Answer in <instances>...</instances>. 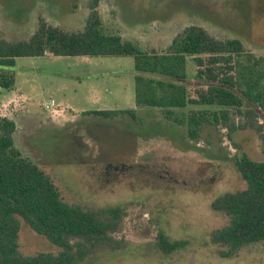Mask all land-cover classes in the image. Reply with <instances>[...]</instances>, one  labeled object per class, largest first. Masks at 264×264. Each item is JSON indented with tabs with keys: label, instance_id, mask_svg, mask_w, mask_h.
Instances as JSON below:
<instances>
[{
	"label": "rangeland",
	"instance_id": "rangeland-1",
	"mask_svg": "<svg viewBox=\"0 0 264 264\" xmlns=\"http://www.w3.org/2000/svg\"><path fill=\"white\" fill-rule=\"evenodd\" d=\"M94 14L150 51L163 52L196 25L264 54V0H0V37L28 40L41 21L83 31ZM12 71L15 87L2 90L0 106L22 98L10 116L17 148L51 178L65 204L114 225L79 264H264V242L233 252L213 242L231 223L213 201L248 188L236 160L246 154L264 162L254 131L209 124L192 141L164 111L137 108L132 56L19 58ZM187 71L188 80L176 83L197 85L193 63ZM51 101L59 115L42 108ZM190 109H176L174 117L184 119ZM128 110L137 111V121L94 114ZM19 220L23 256L61 252ZM161 235L183 247L165 254Z\"/></svg>",
	"mask_w": 264,
	"mask_h": 264
},
{
	"label": "trees",
	"instance_id": "trees-1",
	"mask_svg": "<svg viewBox=\"0 0 264 264\" xmlns=\"http://www.w3.org/2000/svg\"><path fill=\"white\" fill-rule=\"evenodd\" d=\"M46 55L132 56L137 73V108L164 111L166 118L185 126L192 141L198 140L209 124L232 133L252 130L259 136L264 154V54L246 49L239 39H218L203 27L192 25L158 52L109 31L95 14L83 31H68L41 21L28 40L0 37V88L14 89L12 68L17 59ZM189 62L193 63L198 84L176 83L188 80ZM188 108L190 112L184 119L174 117L176 109ZM94 114L107 119L123 115L137 121L136 110ZM17 128L13 118L0 117V264H79L104 242L114 225L92 212L65 204L51 178L17 148ZM236 167L247 190L227 193L212 203V209L231 222L213 235V242L232 252L264 242V162L241 154ZM112 213L117 215L119 210ZM19 218L61 252L23 256L18 243ZM160 245L167 255L183 247L162 235Z\"/></svg>",
	"mask_w": 264,
	"mask_h": 264
},
{
	"label": "built area",
	"instance_id": "built-area-1",
	"mask_svg": "<svg viewBox=\"0 0 264 264\" xmlns=\"http://www.w3.org/2000/svg\"><path fill=\"white\" fill-rule=\"evenodd\" d=\"M21 100L22 98L19 97L16 100H11L0 106V117H10L13 113H15L18 107H20ZM42 108L47 112H50L53 116L59 115L60 113V111L57 109V104L55 101L44 103Z\"/></svg>",
	"mask_w": 264,
	"mask_h": 264
},
{
	"label": "crops",
	"instance_id": "crops-1",
	"mask_svg": "<svg viewBox=\"0 0 264 264\" xmlns=\"http://www.w3.org/2000/svg\"><path fill=\"white\" fill-rule=\"evenodd\" d=\"M2 90H4V89H1V88H0V93L2 92ZM14 120H15V119H14Z\"/></svg>",
	"mask_w": 264,
	"mask_h": 264
}]
</instances>
